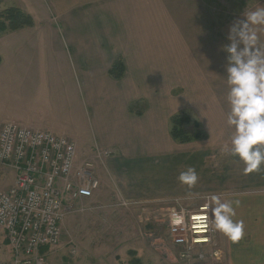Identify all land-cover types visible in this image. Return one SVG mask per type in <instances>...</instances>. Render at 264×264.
<instances>
[{"label": "crops", "instance_id": "0c3cea01", "mask_svg": "<svg viewBox=\"0 0 264 264\" xmlns=\"http://www.w3.org/2000/svg\"><path fill=\"white\" fill-rule=\"evenodd\" d=\"M213 1H63V9L67 10L66 31L63 39L57 36L60 43L48 49L36 45L11 47L0 55L3 76H9L10 95H19L20 99L19 111H13L18 114L17 119L4 122L50 130L70 138L67 124H93L114 153L119 151L114 160L106 157L101 164L116 168L115 164L120 163L119 169L126 173H131L127 162L132 157L123 149H138V137L151 133L152 152L140 158L144 168L161 167L169 171L177 167L181 172L193 167L198 174L194 188L181 184L176 176L173 189L181 186L182 194H172L171 188L163 193L180 199L182 195L195 196L204 190L226 189L225 198L242 197L238 199L235 219L244 221V236L237 243L225 237L227 250L237 245L242 253H232L229 262L264 264V191L252 201V197L242 193L246 192V187L255 185L233 189L229 176L227 181L217 180L218 176L231 173L236 167L234 163L240 162L225 154L232 131L227 125L226 97L191 95L194 101L187 104V95H170L174 88H167V85L180 86L187 82L210 85L226 74V54L219 42L221 29L218 12L212 10ZM30 14L33 15V11ZM42 51L52 56L38 55ZM118 60L125 68L121 77L110 73ZM203 100L209 101L205 112L212 114L210 138L187 142L174 139L172 116L181 109L196 110L194 106L200 111ZM40 111H46L47 116H39ZM197 116L201 119L198 111L196 120ZM216 133L227 134L223 143L213 139L220 137L212 135ZM93 149H96L95 158L102 157L98 156L100 150L112 153L110 149H100L97 144L90 150ZM98 169L104 185V170L100 165ZM130 180L134 181L132 177ZM136 184L141 187L138 182Z\"/></svg>", "mask_w": 264, "mask_h": 264}, {"label": "rangeland", "instance_id": "374dc122", "mask_svg": "<svg viewBox=\"0 0 264 264\" xmlns=\"http://www.w3.org/2000/svg\"><path fill=\"white\" fill-rule=\"evenodd\" d=\"M63 1L68 0H0V12L15 6L28 12L34 19L36 27H25L23 29L0 34V55H4L6 49L22 45H36L42 49H48L55 43H60L66 31V9H63ZM71 1V0H70ZM213 11L218 12L220 26V46L225 44L230 26L237 20L243 19V13L264 6V0H214ZM224 28V30H222ZM58 29L60 32L52 31ZM57 36L59 40L57 39ZM264 39V34L261 36ZM57 41V42H55ZM226 43H229L226 42ZM51 57V53L39 52L38 55ZM56 58V55H55ZM5 70V69H4ZM223 70V69H222ZM224 72V70H223ZM221 72V75L222 73ZM220 75V77H221ZM174 88L170 95H187L186 103H192L194 99L191 95H219L225 98L227 95L226 77L222 76L218 82L209 84H199L187 82L186 84H171L167 88ZM184 89V91H181ZM11 86L9 76H3V68L0 67V127L5 124L4 120L15 118L18 114L13 111H19V95H10ZM36 99V98H35ZM222 99V100H223ZM209 101L203 100L202 106L196 110H182L172 116L173 118L185 117L183 130L192 139L210 138V113L205 112ZM25 101H23V104ZM37 108L33 109L35 112ZM191 111V112H190ZM198 111L201 119L195 114ZM39 116H47L46 111L37 113ZM215 116V115H214ZM9 122V121H7ZM94 123V122H93ZM202 126L199 127V126ZM69 136L76 142L79 160L95 158L93 154L96 149L90 150L94 144L100 149H110L112 158L119 156L114 153L113 148L109 147L108 142L103 141L101 133L87 122L81 125L67 124ZM151 133H145L138 137L139 148L123 149L132 158L127 162L129 172H123L111 165L110 168L104 166L101 162L106 157L98 158L96 156L95 165L101 166L104 170V185L101 184L100 190L92 199L83 200L77 204V210L67 216L63 225V239L61 244L51 250L47 257V264H198V261H188L181 258L179 252L171 246L167 235V221L170 212L173 209L183 207L185 209H195L203 204L205 197L211 194H224L226 189L218 191L204 190L195 196H169L166 192L170 188L172 194H182V187L177 186L176 176L179 175V169L172 167L169 171L161 167H143L142 158L151 154ZM220 136L213 138L218 142H224L227 134H212ZM107 139V137H106ZM104 139V140H106ZM223 140V141H222ZM85 145H88L87 147ZM88 148V149H87ZM137 157V158H136ZM139 159V160H135ZM97 162H99L97 164ZM233 171L228 175L217 177L218 181H223L228 177L231 188H237L245 185H255L246 187L244 191L246 196L254 197L264 191V167L257 173L244 174L242 162H235ZM240 165V167H238ZM104 166V167H103ZM118 166V167H117ZM106 167V168H105ZM233 168V166H232ZM172 171V172H171ZM172 173V178L170 177ZM97 175L98 171H96ZM15 172L13 169L0 164V189L9 187L14 183ZM133 178L134 181L130 180ZM100 178V177H99ZM101 179V178H100ZM138 182L141 187H138ZM147 187V188H145ZM153 190V191H150ZM156 190V191H155ZM225 191V192H224ZM224 192V193H223ZM254 195V196H253ZM242 197L237 199H241ZM252 206V204H251ZM252 213V212H251ZM250 213V214H251ZM220 236V237H219ZM215 243L219 251V259L210 257L212 248L202 249L206 260L204 264H230L232 255L242 253L241 248L234 246V249L227 250L225 237L216 232ZM223 241V242H222ZM73 243V245H72ZM75 249V250H74ZM199 252V250L197 251ZM240 252V253H239ZM233 253V254H232ZM0 264H15L12 253L5 240V233L0 227ZM238 264V263H236Z\"/></svg>", "mask_w": 264, "mask_h": 264}, {"label": "built area", "instance_id": "2783aa9c", "mask_svg": "<svg viewBox=\"0 0 264 264\" xmlns=\"http://www.w3.org/2000/svg\"><path fill=\"white\" fill-rule=\"evenodd\" d=\"M110 154L98 152L100 157ZM0 164L15 172L14 183L0 189V227L14 263L47 264L49 252L62 242L67 216L101 187L95 160H79L76 142L66 135L9 121L0 127ZM205 203L173 209L166 223L171 246L182 259L198 264H204L203 251L210 247V257L219 259L216 232L196 231L195 217L204 214ZM177 217H182L180 224Z\"/></svg>", "mask_w": 264, "mask_h": 264}, {"label": "clouds", "instance_id": "9594fccd", "mask_svg": "<svg viewBox=\"0 0 264 264\" xmlns=\"http://www.w3.org/2000/svg\"><path fill=\"white\" fill-rule=\"evenodd\" d=\"M243 17L230 26L229 43L222 45L226 54L227 125L232 130L225 154L242 162L244 174H251L264 167V6L244 12ZM177 179L191 189L198 174L188 167ZM205 199L204 214L195 217L196 231L211 230L239 242L245 232L244 221L235 219L239 200L223 194ZM181 219L177 217L175 223L180 224Z\"/></svg>", "mask_w": 264, "mask_h": 264}, {"label": "trees", "instance_id": "16d2710c", "mask_svg": "<svg viewBox=\"0 0 264 264\" xmlns=\"http://www.w3.org/2000/svg\"><path fill=\"white\" fill-rule=\"evenodd\" d=\"M33 17L26 11L22 10L19 7H9L0 12V34L19 30L24 27L34 26ZM124 65L121 61H116L110 69V73L115 77H121L124 73ZM185 117H174L173 118V127L171 129V135L174 139L179 140L180 142L190 141L192 138L185 133L183 130L184 119ZM199 138V133L196 134V137Z\"/></svg>", "mask_w": 264, "mask_h": 264}]
</instances>
